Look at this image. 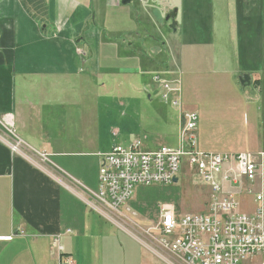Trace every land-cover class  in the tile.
<instances>
[{"label":"crops","instance_id":"0c3cea01","mask_svg":"<svg viewBox=\"0 0 264 264\" xmlns=\"http://www.w3.org/2000/svg\"><path fill=\"white\" fill-rule=\"evenodd\" d=\"M261 4L251 1V11L235 7L237 62L241 54L250 57L255 70L254 89L247 90L238 66L220 67L214 75L186 69L201 68L205 60L212 67L216 60L206 55L215 39L205 29H194L178 47L170 41L169 48L152 37L150 43L145 34L137 37L135 25L107 34L113 3L0 0V116L9 114L14 132L0 124V264H164L118 223L120 216L103 215L90 203L98 154L136 140L145 150L166 143L184 149L187 111L198 115L199 151L264 153V22L251 13L248 23V13H258ZM98 15L105 21L99 23ZM157 73L178 82L180 104L161 99L152 81ZM101 88L119 93L125 109L124 136L108 143L101 142L109 133L103 134L98 113ZM17 139L21 145L13 151L9 143ZM261 178L224 183L223 194L239 203L249 188L262 194Z\"/></svg>","mask_w":264,"mask_h":264},{"label":"built area","instance_id":"2783aa9c","mask_svg":"<svg viewBox=\"0 0 264 264\" xmlns=\"http://www.w3.org/2000/svg\"><path fill=\"white\" fill-rule=\"evenodd\" d=\"M154 80L160 86L159 96L164 102L180 104L177 81L160 74ZM197 120L194 111L182 114L184 149L162 145L145 150L136 140L98 154L97 189L89 190L88 199L102 206L106 213L101 214L122 217L127 214L124 211L131 210L126 204L135 186L173 184L186 156L188 165L210 187L212 195L207 210L178 214L172 205L164 204L159 207V220L148 231H156L158 242L185 264H264L262 194L255 193L257 206L254 213L248 214L238 211L239 202L222 191L224 183L237 184L241 178L253 182L261 176V154L199 151L195 138ZM0 124L8 126L5 128L13 134L8 115L0 117ZM9 144L13 151L21 145L18 139ZM53 242L57 246V240ZM65 262L70 264L71 260Z\"/></svg>","mask_w":264,"mask_h":264},{"label":"rangeland","instance_id":"374dc122","mask_svg":"<svg viewBox=\"0 0 264 264\" xmlns=\"http://www.w3.org/2000/svg\"><path fill=\"white\" fill-rule=\"evenodd\" d=\"M105 1H107V4ZM251 1L262 4L258 9V13L255 10L248 13V23H250L251 19L250 14L253 13L252 18H258L261 24L264 22V0H131L125 5L121 4L120 0H93V3L98 4V7H104L106 5L109 7L113 3L114 8H108L106 21L102 18L103 16L98 15V19H100L99 23L105 21L104 27L107 34L108 32L121 28H132L135 25L137 27L135 31L137 37H143L145 34L146 40L150 43V38L152 37L153 43L164 41L165 45L170 48V41L172 42V47H178L180 43L186 44L190 40L194 29H205V35L208 39H211V35L214 33L213 39H215V43L207 48L206 53L209 57L214 56L216 58L213 66H207L208 60H205L201 68L191 67L186 69H192V71L201 70L207 74L214 75L218 74L217 71L220 67H224L229 71L235 70L238 66L242 70V74H249L252 83L247 86V90H250L254 89L253 78H255V70L252 68L253 64L250 63V57L241 54L240 61L238 59L237 62L235 7H244L249 11ZM117 8L122 10L118 15L114 11ZM174 8L177 9V14L174 18L177 23L176 32L169 27V21L164 19L165 15ZM144 12L147 14L146 26L142 24L144 22ZM111 14H115V18ZM244 23L242 21L241 25H245ZM262 38L264 39V36ZM219 54L224 57L223 61L218 59ZM159 74L170 80H174V77L164 76L163 73L154 74L152 81L156 85V89L160 91L159 84L154 80ZM120 96L119 93L114 95V92L109 94L106 91L103 92L102 88L100 90L98 89L97 106L99 118L104 121L103 134L105 135L107 130L109 131L106 137L102 139V143H108L113 138H121L124 136L121 114L125 109L118 104L119 99H116ZM4 115L9 116V114ZM5 127L9 128L8 126ZM5 127L3 128L6 129ZM10 129L13 131L11 126ZM118 130L117 135L115 131ZM176 140L177 138L171 144H177ZM115 143H119V141ZM259 159L261 161L260 171L263 183L261 192L264 215V153H261ZM184 172L187 175L185 176V180L182 177ZM256 189L259 190V188ZM210 192V189L197 174L196 169L193 166L188 167L187 157L184 156L181 160L177 182L170 185L157 183L135 186L131 199L127 202V205L131 209L130 212L124 211L127 214H123L117 220L123 228L137 237L145 245V249L151 257L153 256L155 261L164 264H185L178 256L163 247L158 242V239H156L157 232L153 231L151 233V231H148V227L159 220V207L169 202L175 205L176 212L179 211L181 213H195L199 210L207 209ZM255 193L256 191L252 190L248 195L245 194L240 197L241 201L238 205V211L248 214L254 213L257 202H254L252 197L255 196ZM90 203L94 205L97 211L103 214L106 213L102 210L100 204L96 202ZM133 211L135 214L131 213ZM140 218L142 219L140 220Z\"/></svg>","mask_w":264,"mask_h":264},{"label":"water","instance_id":"95a60500","mask_svg":"<svg viewBox=\"0 0 264 264\" xmlns=\"http://www.w3.org/2000/svg\"><path fill=\"white\" fill-rule=\"evenodd\" d=\"M130 1L131 0H120L121 4H124V5L129 3ZM176 14H177V9L174 8L173 10L168 12L164 17L166 21H169V27L173 29V31H175L176 29V21L174 20ZM238 79H239L240 85L243 87L248 86L250 84L249 74H242L241 76H239ZM173 182H177V178H174Z\"/></svg>","mask_w":264,"mask_h":264}]
</instances>
